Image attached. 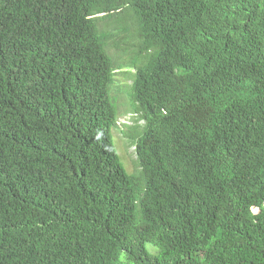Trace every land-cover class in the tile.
<instances>
[{"label":"trees","instance_id":"1","mask_svg":"<svg viewBox=\"0 0 264 264\" xmlns=\"http://www.w3.org/2000/svg\"><path fill=\"white\" fill-rule=\"evenodd\" d=\"M124 69L134 174L110 131ZM122 253L264 264V0H0V264Z\"/></svg>","mask_w":264,"mask_h":264},{"label":"rangeland","instance_id":"2","mask_svg":"<svg viewBox=\"0 0 264 264\" xmlns=\"http://www.w3.org/2000/svg\"><path fill=\"white\" fill-rule=\"evenodd\" d=\"M132 77V71L129 72L128 69L121 70V72H118L114 76L111 88L110 86L108 87L118 116L116 127H112L110 130L111 138L119 161L129 174H134L139 170L132 137L139 135L144 126V121L140 115L131 111L132 101L129 97V92ZM146 247L151 253H154L156 250L151 245H147ZM118 264H128L124 253L119 256Z\"/></svg>","mask_w":264,"mask_h":264},{"label":"clouds","instance_id":"3","mask_svg":"<svg viewBox=\"0 0 264 264\" xmlns=\"http://www.w3.org/2000/svg\"><path fill=\"white\" fill-rule=\"evenodd\" d=\"M116 124H117V122H116ZM134 147H135V141H134ZM135 156H136V153H135Z\"/></svg>","mask_w":264,"mask_h":264}]
</instances>
